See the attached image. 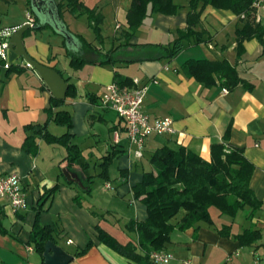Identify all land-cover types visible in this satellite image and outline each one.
I'll return each instance as SVG.
<instances>
[{"label": "crops", "instance_id": "obj_1", "mask_svg": "<svg viewBox=\"0 0 264 264\" xmlns=\"http://www.w3.org/2000/svg\"><path fill=\"white\" fill-rule=\"evenodd\" d=\"M82 1L98 11L97 4ZM187 1L180 3L176 13L148 14L128 43L113 51L115 59L109 64L94 62L93 51H108L124 42L120 32L126 24H119L115 34L111 38L105 36L98 45H83L81 56L93 61L86 60L78 67L70 65L63 39L56 38L54 42L48 37L52 32L48 26L25 31L27 52L55 67L68 83L64 102L58 106L50 107V89L24 59L15 61L23 66L21 72H7L0 63V170L16 172L26 195V205L16 211L7 199L0 198V264H44L42 253L30 241L36 215L39 224L54 229L53 241L72 254L67 264H143L101 241L95 226L98 224L123 244L136 243L137 233L126 230L124 222L147 217L146 205L134 195L133 187L142 180L145 170L152 169L153 151L165 144L173 148L182 145L210 159L212 144L216 142L240 148L253 165L249 186L261 206L255 211L245 206L234 216L220 214L212 206L211 223L186 228L176 223L184 212L180 210L163 248L173 258L167 263L149 260L145 264H179L183 259H191L193 264H252L256 259L255 264H264L262 43L256 37L244 39L240 51L236 28L241 26V20L230 9L207 4L193 26L196 33L174 55L128 60L152 51L150 44L173 41L178 30L187 26ZM27 10L26 0H0V29L25 23ZM255 12L261 14L260 22L264 23V9L255 8ZM80 15L86 16L90 26L87 14ZM73 33L96 42L79 31ZM79 49L74 46L70 51ZM189 59L225 60L235 68L240 81L226 85L223 78L214 74L204 83L185 71ZM115 73L119 78L147 81L144 111L152 117L172 118L173 131L148 135L141 156L135 154L124 120L100 102ZM153 78L157 81H151ZM222 87L227 91L223 92ZM58 109L67 111L70 125L54 118ZM32 123L44 125L54 136L69 133L70 142L80 154L76 162L68 165L81 180H86L89 190L64 176L62 169L68 163L64 144L37 137L35 153L23 148L25 136L34 131ZM249 227L258 229L259 237L252 244H242L237 234Z\"/></svg>", "mask_w": 264, "mask_h": 264}, {"label": "trees", "instance_id": "obj_2", "mask_svg": "<svg viewBox=\"0 0 264 264\" xmlns=\"http://www.w3.org/2000/svg\"><path fill=\"white\" fill-rule=\"evenodd\" d=\"M255 1L188 0V23L187 26L178 30L177 37L166 44H150L153 48L152 51L145 53L143 57L135 56L128 60L174 55L184 47V41L189 39L194 32L196 33L193 26L198 22L199 11L207 4L215 8L230 9L241 20V26L236 28V41L240 51L243 40L251 37H256L262 43L264 50V23L256 21L254 18ZM55 2L61 17L65 10L76 15L87 14L89 24L96 32V37L99 41L103 40L99 25L102 21V15L95 7L86 6L82 0H55ZM26 4L34 15L30 7V0H26ZM179 7L180 4L174 0H131L126 9V27L120 32L124 42L114 45L108 51L94 50V62L109 64L113 61L115 59L113 51L128 43V39L141 26L148 14H172L176 13ZM34 18L37 22L38 18L35 15ZM43 27L46 25H41L38 29ZM73 34L80 43L78 51H70L63 40L70 65L78 67L86 60L93 61L89 58L85 59L81 53L83 45L94 46L96 44L86 41L79 33ZM143 45H148V43ZM0 63L3 65L1 58ZM22 70L23 66L15 62L7 67V72H21ZM185 71L204 83L208 82L214 74L223 78L226 85H236L240 81L235 68L225 60L212 62L206 59H189L186 62ZM113 82L119 86L133 85L132 78H119L117 73H115ZM63 102L64 99L62 98L50 96V107L61 105ZM54 113V118L57 121L70 125V118L66 110L58 109ZM30 126L34 131L27 134L22 143L26 151L35 153L37 150L36 139L43 137L47 141L60 142L66 146V158L68 160L66 168L70 169L68 164L78 160L80 150L70 142L69 133L54 136L44 129V125L32 123ZM150 162L152 169L145 170L142 180L133 187L134 195L146 205L147 217L142 221L128 220L124 222L126 230L137 233L136 243L128 241L123 244L98 224L95 226L101 241L143 264L150 260L149 252L151 250L164 248L169 240L170 231L174 227V218L180 210L184 212L176 223L180 228H186L189 226L198 227L204 222L211 223L210 207L212 206L216 207L220 214L230 216H234L238 210L245 206H248L252 211L261 206V201L254 195L249 186L253 165L246 159L240 148L227 147L222 142H216L212 144L210 159H205L197 152L182 145L173 148L165 144L153 151ZM85 181L82 180V183L86 187L81 188L89 190ZM76 199L79 197L76 196ZM251 214L252 212L249 215ZM53 232L54 229L51 226L39 224L36 215L30 229V241L42 253L45 241L53 240ZM258 237V229L250 227L237 234V238L242 244H252ZM84 249H79V251Z\"/></svg>", "mask_w": 264, "mask_h": 264}, {"label": "built area", "instance_id": "obj_3", "mask_svg": "<svg viewBox=\"0 0 264 264\" xmlns=\"http://www.w3.org/2000/svg\"><path fill=\"white\" fill-rule=\"evenodd\" d=\"M254 6L264 9V0H256ZM254 18L256 21H260L261 14L255 12ZM26 22L30 24L35 22L34 15L30 10L26 12ZM15 29L16 26L0 29V58L3 59L5 67L9 66L6 60V47L9 36ZM26 65L30 66L28 63ZM151 81L156 82L157 79L153 78ZM132 82L133 85L130 86H119L113 81L108 83L100 102L103 107L114 109L124 120L127 137L131 143L135 144V154L141 156L144 141L148 135L172 132L173 126L170 116L152 117L142 108L147 81L141 82L138 77H132ZM222 91L226 92L227 88L222 87ZM106 186H110L109 183H106ZM0 198L7 199L14 211L26 205V195L20 177L16 172H3L0 170ZM29 249H32V247H29ZM149 258L155 263H167L173 258V254L164 249H153L149 252ZM255 262L252 264H255ZM179 264H193V262L191 259H183Z\"/></svg>", "mask_w": 264, "mask_h": 264}, {"label": "water", "instance_id": "obj_4", "mask_svg": "<svg viewBox=\"0 0 264 264\" xmlns=\"http://www.w3.org/2000/svg\"><path fill=\"white\" fill-rule=\"evenodd\" d=\"M30 7L38 21L33 24L29 22L22 23L11 32L6 47V60L11 64L17 59H24L26 63L37 71L39 77L46 83L54 97L64 98L68 87L67 81L55 67L36 60L27 52L23 33L30 28L38 29L39 26L46 25L55 33L63 35L64 43L68 49H74V46L79 49L80 43L64 23L55 0H30ZM62 172L68 180L77 183L80 187H84L81 177L76 172L66 167L62 169ZM42 256L44 264H67L72 259V254L56 244L52 239L45 241Z\"/></svg>", "mask_w": 264, "mask_h": 264}, {"label": "rangeland", "instance_id": "obj_5", "mask_svg": "<svg viewBox=\"0 0 264 264\" xmlns=\"http://www.w3.org/2000/svg\"><path fill=\"white\" fill-rule=\"evenodd\" d=\"M131 0H86L90 5L95 6L97 4L98 11H100L102 15V21L100 25V33L102 38L108 35V37H112L115 34V30L121 25V27H125L126 24V15L125 10L129 6ZM178 4L184 2L185 0H175ZM181 6V4H180ZM63 21L66 26L73 32L79 31L81 32L88 40L96 41L95 44H99L100 41L98 37H96V32L87 24V19L85 15L75 16L69 12L63 13ZM49 29L53 32L48 34L51 40L55 42V39H63L64 37L61 34H54L55 32L49 27ZM62 54V55H61ZM60 56L64 59V53L60 52ZM18 59L16 60V62Z\"/></svg>", "mask_w": 264, "mask_h": 264}]
</instances>
